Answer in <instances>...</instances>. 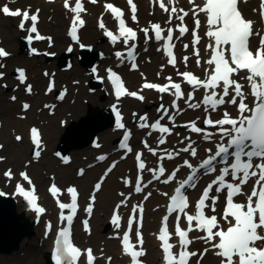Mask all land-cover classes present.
Wrapping results in <instances>:
<instances>
[{
    "label": "snow or ice",
    "instance_id": "6c2138e0",
    "mask_svg": "<svg viewBox=\"0 0 264 264\" xmlns=\"http://www.w3.org/2000/svg\"><path fill=\"white\" fill-rule=\"evenodd\" d=\"M47 2L53 3L54 0H47ZM88 2L96 4L99 0H88ZM241 2L242 0H203L202 3H197L196 0H187V4L192 6L190 11L194 20L193 45H198L201 40V36L198 34L201 26L199 17L201 14L205 17L206 31L204 35L208 38L205 49L210 55L204 61L207 67L204 69L203 79L193 72H180L177 69L176 74L182 78L181 82L175 81L170 75L164 77L166 82L163 84L148 82L147 78L144 77L145 82L137 91H129L116 71L111 67L105 70L106 78L112 85L117 100L127 96L143 102L145 99V96L142 95L144 90H155L161 94V99L163 94H168L174 98L170 102V107H166L164 104L159 105L157 112L160 115L155 121L149 123L147 114L139 116V128L149 129L148 136H152L153 133L159 134L156 138V147L150 145L147 140L141 141L143 149H146L153 157H157L156 167L148 166L144 151L133 153V148L129 144L132 133L125 126L121 112L115 106L112 109L115 112L116 128L123 130L119 148L133 154L134 166L137 169L135 181L124 180L126 186L132 188L133 192H143L148 184L154 180L168 185L176 180L177 173L180 172L181 168L189 170L186 177L174 186L171 194L168 191L161 193L168 198L166 214L162 216V226L159 231L153 235L160 242L162 264H199V260L207 254L209 249L205 248L203 252L189 250L193 243V239H190V233L193 232L203 233V235L196 236L195 239L211 245V249L215 250L214 254L218 258L219 264H264V31L256 29L255 22L245 17L240 8ZM243 2L246 3L247 0H243ZM153 3L158 4L159 9L168 14L167 24L171 25L173 18L179 23L175 27L167 28H163L160 23H150L149 26L143 27L139 31L144 34L145 44L152 39L158 44L163 41V45L158 46L157 51H163L167 57V63L175 68L177 57L174 52L173 36L174 33L178 32L179 35L176 38L180 39L188 33L189 28L184 20L185 17L189 16V11H186L184 7H177L179 0H153ZM127 4L130 6L131 20L138 23L136 3L134 0H127ZM64 7L74 14L69 33L72 40L81 49H90V46L81 43L78 37V30L85 25V20L81 15L86 13L83 0H75L74 6H70L69 0H64ZM103 7L117 21V31L108 30L103 17L99 20V28L104 31V35L113 45L123 41L124 47L128 50L126 54L122 51H116L115 57L121 62L127 60L132 70L137 69L135 63L137 58L135 44L138 39L137 30L128 26L124 18L125 13L120 7L111 2L105 3ZM39 11L36 9L30 14V10H14L8 4L0 5V14L20 18L18 28L28 33L26 39L30 44L34 39L38 41L48 40L49 46H51L52 38L45 37L38 32ZM259 11L261 18L264 19V0H260ZM26 24H28L27 28ZM254 37L258 38V42L255 47H251L250 42ZM188 47V44L183 45L185 50ZM147 50L145 47L144 51ZM33 51L35 52V49ZM67 51L71 53L73 48L70 46ZM9 55L10 53L4 48H0V58ZM44 55L54 56L55 53L46 52ZM193 55L196 57L195 63L199 67L201 65L199 48L194 47ZM188 60V56L182 57L185 67H187ZM2 67L4 65L0 64V68ZM163 67L162 65L161 70ZM95 71L93 69V72ZM45 75L47 76L48 73ZM159 75L157 73V76ZM141 76L143 77V73ZM3 77L4 73L0 72V80ZM96 78L101 82L104 80L98 74ZM18 79L21 83H25L26 77L23 70H19ZM241 81H246V84ZM184 84L188 86V89L183 87ZM0 87L6 88L7 85H0ZM53 87L54 81L50 80L47 91L51 92ZM200 89H203L204 92L197 99L196 93ZM25 90L31 94L32 85L28 84ZM65 94L66 89L57 99L63 100ZM249 96L252 98L251 100H249ZM11 99L15 101L17 97L12 96ZM181 100L188 108L203 109L202 117L178 124L176 118L183 112L179 103ZM225 105L234 106L235 114L230 112ZM22 107L27 111L30 105L23 103ZM45 107L51 108L54 105H45ZM216 112H219V115L213 118V113ZM137 115V113H133L134 117ZM165 118H167V122L162 123ZM200 119L203 120V127L198 126L197 121ZM169 124L172 127H169ZM178 127L185 128L188 132L197 134L203 140L214 145L205 149L206 157L202 158L195 166L188 158L182 156V154H188L189 157L196 158L198 155V149L194 146L196 142L190 135H184L180 139L179 143L184 145L183 147L174 151L164 148L158 153L160 146L167 144V137L171 136L173 130ZM175 135L179 137L181 134L176 132ZM15 139L20 141L22 137L17 135ZM30 140L35 146L34 158L39 159L42 141L38 128L32 127L30 129ZM186 141L187 143H185ZM95 146L100 147L99 144ZM2 147L3 145H0V148ZM56 155L60 157L63 163H69L68 158L61 156L60 153H56ZM176 157L182 159V164L172 170L166 169L164 161L174 160ZM4 159L5 157L0 156V162ZM97 159L105 161L107 156L99 155ZM121 159H126V156H122ZM115 167L116 163L113 162L106 169L105 176L95 183L93 194L89 198L90 203L86 207L88 214L93 211L96 199L95 192L101 189L106 174ZM146 169L151 174L147 183L144 182L143 176ZM78 174L83 176L84 170L81 169ZM3 175L8 180L14 178L12 169H7ZM19 175L32 188L26 190L22 183L17 182L14 185L15 194L23 197L37 216L44 214L46 209L37 204L38 197L35 195V187L30 176L26 171ZM202 176H212V179L210 182H206V186L202 187L198 199L192 204L189 201L187 190L195 188ZM250 180L253 181L250 192H243V186L249 184ZM49 191L54 198H57L56 202L61 210L60 221L66 222V226L61 228L55 237L53 252L55 264H81L82 256L85 257V264H94L96 257L93 250L91 248L82 250L73 243L71 238L72 224L78 211L79 193L77 188L69 186L66 189L70 196V203L59 200L58 197L62 190L55 183L50 185ZM220 193H224V204L218 218L217 214L209 215L206 209L211 213H216V204L220 200ZM5 195L4 191H0V197ZM120 195L125 196V193L121 192ZM151 195V191L147 192L144 199L146 200ZM237 196L246 197L245 202H238L235 199ZM129 199H131V193L125 196V199L113 210L111 223L117 229L121 227L122 221L119 209L121 206H125ZM189 208L193 209L191 213L188 211ZM65 211L68 214H65ZM143 212L142 203L133 205L126 230L117 237L121 240L122 254L129 257L130 264H144L140 259L146 255V250L143 248L144 238L140 231L143 226ZM137 213H139L138 218ZM170 217H173L174 220L173 231L169 230ZM181 217L185 219L186 227H181ZM134 223L137 226L135 243L132 241ZM83 224L85 231L90 233L88 221L84 220ZM46 228L51 231L52 224L49 222ZM173 235L178 241L177 251H174L177 249V244L170 242ZM193 257L198 259L193 261ZM111 260V257L107 258L108 264H111Z\"/></svg>",
    "mask_w": 264,
    "mask_h": 264
},
{
    "label": "rangeland",
    "instance_id": "374dc122",
    "mask_svg": "<svg viewBox=\"0 0 264 264\" xmlns=\"http://www.w3.org/2000/svg\"><path fill=\"white\" fill-rule=\"evenodd\" d=\"M100 1V0H99ZM109 0H101V9L103 8L104 4ZM8 4V6L15 8L19 7L22 9L25 8H31L32 10L36 8L35 4L33 5H27V2H22L20 0H0V5ZM56 4V3H55ZM57 8L61 9L60 3H57L55 5ZM63 6V5H62ZM96 10L98 3L95 5H90L89 8H92ZM100 7V6H99ZM42 14H40L42 23H41V33L45 34L46 37H51L52 41L51 43H54V46H49L48 40H43L39 44H34L33 49H37V53H33L29 51L28 46H26L27 50H24L20 43V39L22 38L23 43H25L26 34L25 31L18 28V18H10V17H3L2 14H0V24H3L4 27L0 26V35L1 38L4 41V47L7 51L10 52V56L12 55V58L8 61L7 59H0V64H3L4 67L0 68V72L4 73V77L2 80H0V85L6 84L7 87H0V123H2V126L0 127V131L2 129H5V133L0 134V144L3 145V147L0 148V156L5 157V159L0 162V188L7 194H10L13 190V187L15 183L22 182L23 180L20 177V173L26 171L28 175L33 179V183L35 184L36 188L38 189V192L41 196L48 195V186L52 183H55L61 188H67L68 186H77L80 191L82 192L85 187L89 188V190L94 189L93 185L100 180L102 176H97L92 174H88L90 170H94L96 163H98V159L96 156V159L93 158L92 161L89 160L88 154L91 152V150L94 148L92 146V143H87L84 147L80 149H73L76 151H70L69 153V163L65 164L63 161L56 155L58 153V148L62 144L61 138L62 135L67 127V125H70V121L79 120L80 117L86 116V111L89 106H93L92 100L85 99V101L82 103V110L81 114H78V117L73 118L71 117V113L69 112L70 103L68 100L72 96L73 86H76L78 84H83V87L86 88V92H84V95L93 96L95 95V92H98L100 90H103L105 87L104 82H102V86L92 88L91 86V79L84 78L83 72L90 74L89 71H87V68L85 66H81L80 60L77 56L80 52H78V49L81 50L80 47H76L74 53L71 52L73 55L72 62H74V67H78L81 70V74L77 77L70 76V73H72V68L70 70L64 69L61 70L60 66L58 64V59L62 54L67 53V49L69 47V44L71 42L67 41V35L68 34V27L67 25L63 23L56 22V16L50 15L44 12V10L41 11ZM168 14L164 13L163 17L165 20H167ZM140 17V15H139ZM144 20V21H142ZM59 21H62V18L59 16ZM155 21L162 24L161 21L157 20L155 15H151L146 17V19L140 17V23L139 28L147 27L149 26L150 22ZM193 17L190 18L188 25H193ZM176 25L179 21H174ZM97 21L94 19V21L91 22V25L87 28L88 33L95 30H97ZM84 32V31H83ZM140 40L138 42L141 44V41L145 38L143 33H140ZM66 37L65 39L63 37ZM190 36H191V29L189 34H187V41L190 42ZM70 37V36H69ZM185 39V40H186ZM183 40V41H185ZM188 42V43H189ZM187 43V44H188ZM84 44V43H83ZM89 44V43H86ZM111 44V43H110ZM98 45L99 48L96 47ZM96 45L92 46L89 44L91 48H93L94 53L93 56H95L94 60L96 61V69L99 70V76L105 77L104 68L111 67L112 69H116L120 72H122L124 75H126L127 68H118L113 65V58L115 59V53L112 56H109L105 53L104 48L109 45V42H105L101 40V38H98L96 40ZM112 45V44H111ZM144 46L139 47V56L137 57V61L140 65V70L138 72H130L132 83L128 85L130 90L139 89L142 83V80L145 82L144 77L147 78L148 82H165L164 78H161L162 76L160 73L159 76H157V73H146V71L149 70L147 67L149 65L155 64L158 58L159 53L154 50L150 53L147 51H144ZM87 48L83 49L86 50ZM152 49V48H151ZM55 53L54 56L51 55H44V53ZM96 52H101V57L97 55ZM90 53H88L86 56H89ZM51 56V57H50ZM193 61L196 60L194 58V55L191 56ZM83 63V62H82ZM129 68V66H128ZM180 68V66H179ZM21 69L28 75L29 79L25 84H22L18 77L15 75L16 70ZM68 70V71H67ZM180 72L185 71V68L179 69ZM45 73H48L46 76ZM141 73H143V77L141 76ZM68 74V75H67ZM63 75L67 76L65 79ZM173 77V79H176L177 77L175 75L169 74ZM167 75V76H169ZM96 78V77H95ZM37 80V81H36ZM51 81H54V88L55 93L53 97L49 98V95L51 92H48V86ZM66 80V81H64ZM61 82H64L65 84H61ZM78 82V83H77ZM22 84V85H21ZM32 85V92L29 94V97L20 96L21 93H27L26 87L27 85ZM19 85H21L19 87ZM66 89V94L64 96L65 101L57 99L59 96V93L64 92ZM151 93L154 95V99H158L159 95H157L155 90H150ZM91 94V95H90ZM161 95V94H160ZM12 96H16L17 99L13 101L11 99ZM108 95L105 93L100 94L99 96H95L100 102L108 101ZM42 97H46V99L51 100L53 102H50V104H44ZM158 97V98H157ZM128 100H137L132 97H127ZM161 99V98H160ZM165 98L157 101V107L146 105V108L134 106L131 109H129L130 115L126 113V109L121 108V111L123 114L128 117L129 123L128 124H136L137 121H139V116H142L144 114H147L149 117V123L153 122L155 119H157L160 115V113L157 112V108L160 104H164L167 106V103L165 102ZM23 103H28L30 105L31 111L30 113H33V120H30V113L29 109L25 111L22 107ZM183 106H185V110L187 109L190 111L185 104L184 101L181 103ZM45 105H54V107L51 108H44ZM111 105L110 102H108L107 107ZM103 112L105 108L102 109ZM133 113H137L138 115L136 117L133 116ZM153 114V115H152ZM21 117H24L23 119ZM192 118H186L182 121H177L178 124H183L186 122L191 121ZM26 122L25 127L23 128L19 127L17 125V122ZM15 123V127H14ZM131 124V125H132ZM111 124H108L107 129H104L101 132H97L95 135L94 141H98L99 145H102V139L105 138V135H107L109 130L112 129ZM31 127H39L43 134L45 135V140L42 145V151L41 156L39 159H35L32 154V149L29 151L30 148V140L28 141L27 131ZM57 128H61L62 131L57 134L53 135ZM109 128V129H108ZM132 130H134V136L139 138V141H141L147 136V139L151 140V137L148 138V135L145 134V129L139 131L140 136L138 132L135 131L134 126L130 127ZM178 130V128H176ZM149 130V129H147ZM181 133L185 134L188 133V130L185 128L179 129ZM19 135L22 137L20 141H17L15 137ZM53 135V137H52ZM121 137V133H119L115 141L111 142L108 138H106V143L104 145L110 146L115 145L118 143V140ZM135 140V139H134ZM133 140L132 143H135ZM93 141V142H94ZM115 143V144H114ZM118 145V144H117ZM150 145H153V142L150 143ZM118 148V147H117ZM143 148V145L136 144L135 149H141ZM26 149H28V154H21L18 155L15 152L21 151L24 152ZM101 151V150H100ZM135 151V150H134ZM133 151V152H134ZM98 152L94 153V156L97 155ZM118 157L121 158V155H118ZM132 157L133 154H129L128 158L123 159V161H128ZM177 161L181 162V158ZM111 158H108L106 163L102 166L103 172L109 167V163L111 162ZM118 162V161H117ZM53 164V169L49 172L47 170L48 164ZM7 169H12L14 178L12 179V183L10 184V187L4 185V180H8L3 174ZM83 169L84 175H79V171ZM67 170L66 174H63L62 171ZM135 171V168H134ZM133 171V172H134ZM119 172L118 175L115 174L114 181L123 188V190H126L128 187H126V184L124 183L125 179H128V176H125ZM86 174V175H85ZM71 175L77 179V182L73 184L72 182H67L66 176ZM134 175V173H133ZM132 175V176H133ZM57 176V178H55ZM127 177V178H126ZM87 180V184H83ZM209 180V179H208ZM104 186V184H103ZM119 191V190H118ZM151 191L153 194L158 193V187L151 188ZM144 192L140 196V201H145ZM7 194V195H8ZM91 193L86 197L85 201L83 199V206L86 205L89 201ZM124 199V196H121ZM151 199V197H148L145 202H148V200ZM98 200V196H97ZM17 206V205H16ZM18 208V206H17ZM18 213H22L19 208L17 209ZM112 212L111 208H108L106 211L102 209V207L96 205V210L94 212L95 218L93 225H97L98 218L106 219V221L109 220V216ZM99 214V215H98ZM86 212H83V215H81V218H85ZM93 220H91L92 223ZM51 223L54 225L53 221L45 220L40 225H44L45 223ZM82 228L81 221H77V224L75 225V240L79 243H83V237H87L89 239L95 238V234L91 236H87V233L82 232L80 229ZM81 231V232H80ZM104 233L108 234L107 239L110 241V243H114V248H116L118 244V239H114L113 235H110L109 230L104 231ZM80 234V235H79ZM82 234V235H81ZM78 235L81 237V239L78 237ZM84 244V243H83ZM91 246L98 250V245L94 242H91ZM50 247L46 245L44 242V239L42 237V232H40V235L34 228V236L32 239H24L21 243L19 251L11 254V255H0V264H31L32 259H37L40 261L41 264H47L46 256L50 253ZM106 253V252H105ZM104 254V253H103ZM107 255V254H106ZM113 256L109 255L108 257ZM45 259V260H42ZM103 259V260H102ZM198 259V258H197ZM207 258L202 257V259L199 260L200 264H210L208 261H206ZM101 260L102 264H108L105 258V255L102 256L101 254ZM112 262V261H111Z\"/></svg>",
    "mask_w": 264,
    "mask_h": 264
},
{
    "label": "bare ground",
    "instance_id": "6f19581e",
    "mask_svg": "<svg viewBox=\"0 0 264 264\" xmlns=\"http://www.w3.org/2000/svg\"><path fill=\"white\" fill-rule=\"evenodd\" d=\"M20 1L27 2V5L35 4L36 8H42V10H44L45 13L50 14V15L51 14L55 15L56 16V22L63 23L65 25H67V27L68 26L70 27L71 19H72V16L74 14L70 13L68 9H66L65 7L62 6V4L64 5V0H54L53 3H49V2H47V0H20ZM122 1L123 0H109L107 2H111L115 6H118V7L123 9L125 4H123ZM136 2L138 3V6H139L138 15H140V17H142L143 19L144 18L146 19V17L149 18V16H151V15H155L157 20L161 21L165 28L175 27V24L169 25L166 23V20L163 17L164 12H163V10L159 9L158 4H154L150 0H136ZM196 2L202 3L203 0H196ZM57 3H60L61 9L57 8L55 6V5H57ZM69 3H70V6H74L75 0H69ZM83 3H84V7L86 9V13L81 14L82 18L85 20V25L79 29V37H80L79 40H80V42L84 43V45H87V46L89 44H91L92 46H95L96 40L98 38H101V40H103L105 42H111L109 39H107V37L105 35H103L104 31H101L98 25H97L98 29L95 30V32L93 31V33H91V32L88 33L87 28L91 25V22L94 21V19H96L97 23L99 24V20L101 17H103L104 23L106 24L107 28H110L111 26L113 28H117V21H115V19L111 15V13H108L105 11L104 7L101 9V0L98 2V6H97L96 10L93 9L94 8L93 6H92V8H89L90 5L88 2L85 1ZM93 5H95V4H93ZM241 6L243 8V11H244L246 17L248 19H252L255 22V28L260 29V23L262 21V18L260 16V11H259L260 0H249L246 3L242 1ZM177 7H184L186 11H189V16L185 17V20H184V21H189L190 17L193 14L190 11V8L192 6L187 4V0H179ZM25 9H27V8H25ZM254 9H255V11H254ZM41 14H42V12H41ZM59 16L62 18V21H59ZM124 18L127 21L130 18V15L128 13H126ZM199 18L202 20V26L199 30V35L201 36L200 44L198 46H193L190 43V46H192L193 49L190 48L187 51V53L183 48V44L188 42L186 39L187 37L183 36L182 38L177 39L176 37L179 34H178V32L174 33V35H175L174 41L176 43L175 50L177 52L178 57L180 58V62L176 65L175 68L167 65V57L163 51H157L158 46H162V41L159 44L154 39L150 40L147 44H145V38L141 41V44L139 47L144 46L143 49H145V47H147V49H148L147 51L149 53L151 51L154 52V50L159 53L156 63L149 65V67H147V69L149 68V70L146 71V73L147 72H148V74L149 73L150 74L155 73V72L160 73L162 75V76H160L161 78H164L169 74H172V75H175L178 79H182L181 77H179L176 74L177 69H181V68H185V70L194 72L196 74H203L204 73V69L207 67V65L204 63V61L208 58L210 53L208 51H206V49H205V45L208 42V38L204 35V33L206 31L205 17L203 16V14H201ZM142 21H144V20H142ZM173 21L177 22L178 20L173 18L172 23H173ZM18 23H19V20L17 21V24ZM30 23L31 22L29 21V24ZM41 23H42V20L40 18V20L38 22V30L41 29L40 28ZM185 24H187V23H185ZM0 26L4 27L3 24H0ZM139 29H141V28H139ZM25 34H28V33L25 32ZM41 35L45 36V34H42V33H41ZM63 38L65 39L66 37L64 36ZM66 39H68L67 41L71 42L68 35H67ZM183 40H185V41H183ZM19 41H20L22 47L24 48V50H27L26 49L27 44L23 43L22 38ZM86 43H89V44H86ZM0 45L4 46V41H2V43ZM69 46L73 47L72 53H74L75 48L78 45L71 42L69 44ZM96 47L99 48L98 45H96ZM194 47L199 48V50H200V58H202V63L199 67H197L195 61H193L192 57L190 56L193 54ZM126 49L127 48L124 47L122 40L117 42L115 45H113V44L111 45L109 43V45L104 48L105 53L109 56H112L116 51H121V50L126 51ZM91 50L94 51L93 48H91ZM147 51H145V52H147ZM78 52H80V53L77 56L78 59H75V61L80 60L81 66H85L87 68V71L90 72V74L86 73V75H85V72H83V75H84V78H87V79L92 78L90 84H91L92 88H94L95 84H94L93 80H95V77L93 75V71H90L88 69V66L82 63L84 57L86 56L84 53V50L78 49ZM88 53H90V52H88ZM96 53L101 57V52H96ZM125 54H126V52H125ZM136 54L138 57L139 56V50L136 51ZM181 55L182 56H189L187 67L184 66L183 62H181L182 61ZM11 58H12V55L9 56L6 61L10 60ZM72 58H73V55L67 51L66 54H62L60 56V58L58 59V61H59L58 64H59V66L65 65V64L69 66L71 63V67L65 68V69L70 70L72 68V73H70V76L71 77L72 76L77 77L81 74V70L77 66L74 67V62H72ZM63 62H65V64H63ZM113 65L118 67V68H127L126 75H124V80L126 82V86L128 87L129 83L130 84L132 83L130 70L128 69V65H130V64L127 62V60L121 62V61H118L117 58L115 57V59L113 58ZM162 65L164 66L163 70H161ZM179 66H180V68H179ZM60 69L64 70L61 67H60ZM105 69L106 68H104L103 73H105ZM139 70H140V65L137 66V69L135 70V72H138ZM241 75H244V73H241ZM63 77L65 79L67 76L63 75ZM64 81H66V80H64ZM142 82H144V81L142 80ZM241 82L246 84V81H241ZM61 84H65V83L61 82ZM104 84H105L104 89L100 90L98 92H95V95H93V96L84 95V92H86L87 90L85 87H83V84H78L76 86H73L72 96L68 100V102L70 103V107L68 110L71 113L72 119L78 117V114L80 115L82 113L81 111L84 110L82 108V103L85 101V99L88 98V100H92L93 106L88 107V109L86 111V113H87L86 116L80 117L79 120H77V121H75L76 119H74V121H70V125L69 126L67 125V127H66V129L62 135V138H64V136L68 133V129L73 124L84 123L85 122L84 119H86L88 116H89V121L91 119L95 118L96 116L97 117L101 116L103 114V110H102L103 108H105V110H106L111 106L121 107L123 109H126V113L128 115H130L129 109H131L134 106H138V107L143 106L144 108H146V105H151V106H155V108H156L158 106L157 101L161 100L158 97H157L158 98L157 100L154 99L153 93H151L150 91L144 90V92L142 93L145 96V99L143 102H141L139 100H135V101L134 100H128L126 97L124 99L121 98V100H122V102H121V100H117L115 98V96L113 94V89L111 88V85L108 83V81L105 80ZM21 85H19V87ZM141 85H142V83H141ZM184 88L187 89L186 85H184ZM55 90L56 89L54 88V90L50 93L49 98L53 97ZM135 90L137 91L138 89H135ZM245 91L247 92V89H245ZM203 92H204V90L200 89V91H198L196 93L197 99H199L201 97V94ZM102 93H105L108 95L107 96L109 98L108 101L100 102L95 97V96H99ZM19 95L24 96V97L30 96L28 93H25V92L21 93ZM164 98L166 100L165 102L167 103L166 107L170 106L171 100L174 99L173 97H170L169 95L164 96ZM251 99L252 98L249 96V100H251ZM42 100H43L44 104H50V102H53L51 100L46 99V97H42ZM63 101H65V98ZM108 102H110L111 105H109V107L106 108ZM225 107L234 111V107L230 108L229 105H225ZM44 108L46 109V107H44ZM181 108L183 109V112H182V114L177 116L176 122L182 121L186 118H192L191 119V121H192V120H197L198 117H202L203 109L194 110V109L190 108L189 109L190 111H188L187 109L186 110L184 109L185 106H183V105ZM31 109L32 108H30L28 110L29 113H30ZM171 111H174V110H171ZM218 114H219V112L213 113V116L217 117ZM30 120H33V113H30ZM165 120H167V118ZM123 122L127 128H130L133 125L135 131L138 132V134L140 136L138 121L135 125L132 123H131L132 125L131 124L127 125V122L129 123V119H128V117L123 115ZM198 122L200 124H203L202 119L198 120ZM88 123L92 125L90 130H88L92 133H94L93 131H95L99 127V124L94 125L93 122H88ZM104 124H106V121ZM17 125L18 126L21 125L24 128L26 125V122L19 121V123L17 122ZM21 126H19V127H21ZM14 127H15V123H14ZM181 128L182 127H178V130H176V132H179L181 135L179 137H177L175 135L176 132L173 131V134L171 136H169L168 145L161 146V147H163V149L169 148L170 151H174L175 149H178V148L184 146V145H181L179 143V141H180V139L183 138L184 135H188V133H185V134L181 133L179 130ZM112 129L113 130H109L107 135H105V138L102 139L103 144L100 145L99 148H93L91 150V152L88 154L90 161H92L93 158L96 159V156L98 157L99 155H106L107 160H108V158H111L112 162H110L109 164H111L115 161H118V165L115 167V169L111 173L106 175V178L104 179V183H103L104 186L102 187V189L100 190L98 195H96V200H95V203L93 205L94 210H93V216L91 219V220H93L91 223V230H90V233L88 232L86 235L91 236V235L95 234V238L89 239L87 237H83V240H84L83 243L84 244L79 243L78 241H76V243H78V245H80L81 248H83L84 250L89 249V248H91L93 250V253L95 254V257H96V263L95 264H102L103 259L101 260V254H102V256L105 255L106 259L108 258L109 255H113V256H110L112 258L111 264H129L130 259H129V257L124 256L122 254V247H121L120 243H118L116 248H114L113 247L114 243L113 244L110 243V241L107 239L108 234L104 233V231L109 230L110 235H113V237L117 233L120 234L121 231L123 230L122 227L124 225L123 224V217H127L128 213L132 209L133 205H135L136 203L141 204L140 203L141 202L140 201V199H141L140 195H142L144 192H146V194H147V192L151 191V188L158 187V193L157 194L152 193V195L150 196L151 199H149L148 202H145V203L142 202L143 206L146 207L145 221H144L143 232H142L143 238H144L143 248L146 250V255L143 256V259L145 260L146 264H162V249L160 248V242L156 239V236L153 235L154 233H157L159 231V227L162 224V216L164 214H166V204H167L168 198L161 195V193L164 191H168L171 194V192L174 190V186L178 185V182L183 178V176H185L189 172V170L181 168L180 172L177 173L176 180L171 182L169 184V186H166V185L160 183L159 181H157V182L151 183L146 189H144V191L142 193H135V192H133L132 188H129V189L127 188L126 190H123V188L120 187L114 181L115 180L114 179L115 174L118 175L119 172L122 173L124 171L123 174H125V176H128V179H131L133 181H134V178L137 176V174H136V170L134 171L135 166H134V159H132V157L130 160L125 161V162L123 161V159L118 157V155H121V156L124 155V151H121V152L117 151L118 150V148H117L118 143L117 144L114 143L115 145L110 144V146L104 145L106 143V138H108L109 141L113 142V141H115V138L119 133L123 134V130L117 129L115 125L112 126ZM61 131H62L61 128H57L53 135H57ZM145 131H146L145 134H147L148 131L147 130H145ZM3 133H5V129H2L0 131V134H3ZM190 134H192V133H190ZM53 135H52V137H53ZM67 135H68V138L65 141L66 147L68 145H72V144H83L87 141L86 134L84 132H80L78 134L75 133L72 136H71V134H67ZM158 135H159L158 133H153L151 136V141H154L155 145H156V138L158 137ZM26 136L28 137L27 140L29 141L30 129H28ZM42 136H43V138H41V140H42V144H43V142L45 140V135L43 134V132H42ZM192 138L196 142L194 146H196L198 149V155L196 158H194V164L197 165L200 162V160L202 158H205L207 155L204 152V149L207 147H213L214 145L208 141L203 140L202 137L198 136V135H193ZM133 140L135 141V143H132ZM143 140L149 141L150 139H147V136H146ZM30 142H31V140H30ZM185 143H187V141ZM31 144H32V142L30 143L29 151L32 149V154H33L35 147H33L34 145L32 144L33 145L32 146ZM136 144L141 145L139 138L134 136L132 138V140H130V145L135 147ZM4 148L5 147H3V150H4ZM140 150H142V148ZM71 151H76V150H71ZM95 152H98V154L94 156ZM15 153L18 155H21L23 153L28 154V149H26L24 152L17 151ZM182 156L187 157L188 154H182ZM145 159H146V162H148L149 164L152 161L155 162V160H156L155 157H153L151 154H146V152H145ZM107 160H105L103 162L98 161V163H96L95 169L90 170L88 174L90 175L93 173V175L95 174L97 176L99 175V176L104 177L105 172H103L102 166L106 163ZM179 163L180 162L177 160H174V161L166 160L165 161V164L168 166V170H172L175 167L179 166L180 165ZM53 167H54V165L52 163L48 164L47 170L50 172L53 169ZM66 172H67V170L62 171L63 174H66ZM133 173H134V175H133ZM55 178H57V176H55ZM149 178L150 177H148V180H149ZM209 178H210V176H202L200 178V180L197 182V186L195 188H191V189L187 190L189 195H192V199L196 196V192H198L202 188L201 183L208 180ZM211 178H212V176H211ZM66 179H67V182H72L73 184H75L77 182V179L71 175L66 176ZM4 181H5L4 185L10 187L12 180H4ZM22 182H24V181H22ZM83 184H87V180ZM94 185H93V187H94ZM13 189H14V187H13ZM121 192L125 193L126 195L131 193V199H129V201H127V204L125 206H121L119 209L122 212L121 227L119 229H117L114 225H111L110 222L108 223V221H106V219H101V218H98V223L96 226L93 225L94 218H95L94 212L96 210L95 206L98 205V206L102 207V209L105 211L108 208H111L113 211L114 208L122 200H124L123 197H121V195H120ZM90 193L92 194L93 191L89 190V188L85 187L83 189V191L80 194L81 203L83 202V199L85 201L86 197H88V195ZM7 194L5 195V197L13 199L15 201L16 205L18 206L19 210H21V212L25 215V217L29 218L32 222L33 221L35 222V226H34L35 230L38 232L39 235H40V232H42V237L44 239V242L46 243V245H48L50 247V251H51L53 248V243H54V239H55V236L57 234V231L64 224V222H61L59 219V214H60L61 210L59 209V207L56 204V198L51 196L49 193H48V195H45L44 197L41 196L40 200H41V203L45 206L46 211L44 214L37 216V214L30 209V207L28 206L27 202L23 199V197L16 195L14 190H12L10 194H8V195ZM97 196H98V200H97ZM17 206H16V209H18ZM83 209H84V206H83ZM83 212H85V211L83 210ZM22 213H18V211H17V214H22ZM217 213L219 214L218 210H217ZM86 215L89 216V214L87 212H86ZM2 217H3V214H0V223L4 224L7 222V220L3 219ZM169 219L173 220V217H170ZM37 220H40L38 224L36 223ZM45 220H49V221L54 222V225H53L54 227L52 228V230L49 233L46 232V225L48 223H45L43 226L40 225L43 222H45ZM126 225H127V223H126ZM134 226L137 227L136 224ZM80 230L82 232H84L83 228H81ZM75 234L76 233H74V240H75ZM79 235H78V237L81 239V237ZM198 235L199 234L196 232L193 234V237H194L193 248H194V250H197V252H203V250L205 248L209 249L207 254L203 255V257L207 258L206 261H208L210 264H219V263H217V262H219V260L216 257V255L214 254L215 250L211 249V245L204 244L205 243L204 241L195 239V237ZM91 242L96 243L98 245V248L99 247L100 248L98 250H95L91 246ZM81 258H83L82 260H85L84 256H82ZM42 260H45V259H42ZM192 260L193 261L197 260V257H193ZM46 261H47V256H46ZM31 264H41V263L37 259H32ZM199 264H200V262H199Z\"/></svg>",
    "mask_w": 264,
    "mask_h": 264
},
{
    "label": "water",
    "instance_id": "95a60500",
    "mask_svg": "<svg viewBox=\"0 0 264 264\" xmlns=\"http://www.w3.org/2000/svg\"><path fill=\"white\" fill-rule=\"evenodd\" d=\"M28 46V45H26ZM27 48V47H26ZM90 52L89 56H85L83 59V64L88 66L90 71L96 65V61L94 60L95 56L92 53L91 48H87L85 50V55ZM98 55V54H97ZM65 64V62H63ZM62 69L70 68V65H60ZM19 70H16L15 75L19 76ZM94 81V88L101 86L96 80ZM99 116V115H98ZM84 123H75L69 129L67 134H71V136L75 133L84 132L86 134L87 141L83 144H72L66 147V139L68 135L66 134L64 138H61V145L58 148V153L61 156L68 158L69 153L73 149H80L84 147L87 143H93L95 139V134L97 132H101L108 127V124L113 125L115 123V114L112 110V107L106 109L103 114L99 117H95L89 121V116L84 119ZM106 121V124H104ZM88 122H93L94 125L99 124V127L93 131L94 133L88 131L91 128V124ZM0 214H3V219H6L7 222L4 224L0 223V255H11L17 251H19L21 243L24 239H32L34 236V226L35 222L31 221L29 218L25 217V215L17 214L16 203L11 198L0 197ZM47 264H52V256L50 254L47 255Z\"/></svg>",
    "mask_w": 264,
    "mask_h": 264
}]
</instances>
